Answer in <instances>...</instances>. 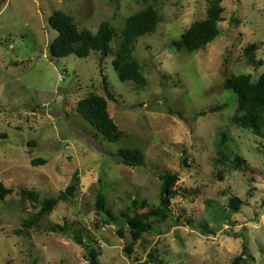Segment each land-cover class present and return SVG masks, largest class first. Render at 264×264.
I'll list each match as a JSON object with an SVG mask.
<instances>
[{
	"label": "rangeland",
	"instance_id": "1",
	"mask_svg": "<svg viewBox=\"0 0 264 264\" xmlns=\"http://www.w3.org/2000/svg\"><path fill=\"white\" fill-rule=\"evenodd\" d=\"M157 2L162 22L138 39L134 52L148 81L138 86L120 81L113 60L127 19L145 8L141 1L0 0V183L14 190L0 199V264H90L92 251L100 254L99 264H234L244 251L243 264H264L263 140L233 123L238 96L224 88L231 75L257 81L264 74V0H224L220 36L198 51H177L172 43L205 18L206 0ZM59 10L94 35L109 22L116 35L112 54L52 58L58 33L49 19ZM253 44L256 67L245 52ZM104 77L117 99L108 102L110 114L124 132L117 143L76 112L90 93L105 97ZM224 104V111L199 116ZM220 134L247 161L241 171L219 164ZM124 148L143 151L146 166L120 164ZM39 159L46 164L34 166ZM166 172L179 175L173 219L154 224L128 256L130 235L121 239L118 227L104 224L97 194L104 193L113 213L131 199L158 207ZM77 173L81 182L72 202H60L25 230L24 220L40 207L20 190L37 192L40 203L56 199ZM233 197L243 202L238 213L229 207ZM66 223L68 230L53 231ZM154 249L156 260L150 259Z\"/></svg>",
	"mask_w": 264,
	"mask_h": 264
},
{
	"label": "trees",
	"instance_id": "2",
	"mask_svg": "<svg viewBox=\"0 0 264 264\" xmlns=\"http://www.w3.org/2000/svg\"><path fill=\"white\" fill-rule=\"evenodd\" d=\"M145 4L137 14L130 16L122 31L121 38L117 42V50L113 60V66L118 74L120 81L131 82L138 86H144L148 83L147 78L142 73L141 65L135 60L134 52L138 39L144 35L155 33L162 22V14L157 8L159 0H138ZM239 1V0H237ZM206 16L202 20L194 22L190 28L183 34L180 41H174L172 47L181 51H198L205 49L209 44L214 42L221 34L220 22L224 19L225 8L224 0H206ZM49 25L58 33V37L50 46V54L54 59L76 56L86 59L92 52L100 53L103 59L109 57L112 50V42L115 38V30L109 22L100 25L97 34H93L87 29H80L75 18L64 11H55L50 19ZM258 46L253 44L246 48L247 63L251 67L259 66L256 52ZM146 87V86H145ZM224 88L232 91L238 96L236 112L232 118L235 125L240 128L251 131L255 136L263 140L262 148L264 149V74L257 81L252 80L251 75H231L224 82ZM104 96L90 93L81 99L76 106V112L92 126L103 138L109 142L117 143L124 137V132L120 130L109 111V101L116 102L115 95L110 91L107 78H103ZM228 108L224 104L218 108H211L203 111L199 116H206L218 111H224ZM219 153L221 161L219 164H227L235 170H242L247 161L239 155H236L229 147V136L220 134ZM233 152L231 155L230 153ZM233 156V157H232ZM120 164L129 168H141L146 166V156L143 151L137 148L120 149L118 153ZM34 166L45 165V160L39 159L33 161ZM161 186L159 192L160 204L158 207L151 208L148 201L139 202L131 199L130 206L113 213L107 205V200L102 191L98 192L96 197V210L101 218H104L105 225H114L118 227V236L125 238V232L130 235L131 242L125 247V252L130 256L134 247L144 239L146 234L154 231V224H160L173 219L172 203L178 196L176 185L179 181L177 173L166 172L160 176ZM80 177L75 174L71 184L61 193L59 198L47 199L40 203V196L35 191L21 189V196L27 201L33 203V208L40 207V211L30 216L23 222L25 230L32 229L39 224L42 219L52 214L60 202L69 203L76 197L80 187ZM14 190L6 188L0 183V199L13 194ZM243 204L238 197H233L230 201V209L238 213ZM202 226L203 231L207 227ZM69 229L66 223L63 226L53 227L54 232H64ZM74 239L83 247L85 241L80 235H75ZM246 251L243 255L234 260V264H243L245 262ZM100 254L96 251L89 253L88 261L90 264H99ZM150 259H157L155 249L150 255Z\"/></svg>",
	"mask_w": 264,
	"mask_h": 264
}]
</instances>
